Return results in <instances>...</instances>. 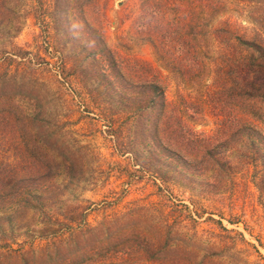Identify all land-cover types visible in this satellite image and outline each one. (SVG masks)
<instances>
[{"label": "trees", "instance_id": "obj_1", "mask_svg": "<svg viewBox=\"0 0 264 264\" xmlns=\"http://www.w3.org/2000/svg\"><path fill=\"white\" fill-rule=\"evenodd\" d=\"M4 1L0 0V27L8 10ZM204 1L210 9L213 3ZM95 3L54 0V8L66 15L64 11L73 4L78 24L79 20L83 24L84 9ZM166 6L147 2L137 22L139 31L170 68L180 71L183 80L195 82L205 71L212 75L213 82L204 86L200 99L217 118L212 134L197 132L187 117L189 112L192 117L203 115L200 102L182 97L178 103L169 101V85L151 63L111 49L91 26L98 37L87 58L72 67V97L77 108L94 114L120 156H127L158 181V191L168 199L180 186L194 193H203L210 185L216 188L231 177L235 165L242 164L253 167L252 183L264 209V40H248L227 28L212 31L205 24L199 31L187 23L174 28L167 21ZM11 29L18 34L21 24L17 22ZM188 35L198 36L200 43L187 41ZM1 55L4 58L7 52ZM1 61L0 140L13 142L11 149H22V153L7 160V170L0 171V264H105L123 256H128L126 264L139 260L148 264H221L217 261L229 255L203 246L184 232L188 221H197L182 199L171 201L165 210L143 206L118 212L96 226L88 222L90 208L83 201L72 210L58 212L66 193L73 195L87 181L82 170L85 148L70 147L61 134L71 123L73 110H67L64 122L54 124L49 115L56 100L52 91L37 76L10 74ZM21 98L29 102V112L20 113L15 100ZM20 133L25 139L23 147L14 140ZM42 144L62 157L65 185L56 182L60 164L43 151ZM37 215L41 218L36 223L44 227L39 238L19 242L37 225L32 222ZM209 219L230 234L221 221ZM220 237L226 247L237 245L236 237ZM42 240L43 244H36ZM201 252H205L202 257ZM230 257L238 259L235 254Z\"/></svg>", "mask_w": 264, "mask_h": 264}, {"label": "rangeland", "instance_id": "obj_2", "mask_svg": "<svg viewBox=\"0 0 264 264\" xmlns=\"http://www.w3.org/2000/svg\"><path fill=\"white\" fill-rule=\"evenodd\" d=\"M163 1L167 4L166 10L164 9L167 21L174 28L187 23L199 31L205 24L212 31L227 28L235 35L248 40L260 38L264 40V3L258 2L210 0L213 5L208 9L204 0H96L93 6L84 9L83 24L80 20L78 24L79 14L73 4L64 11L66 13L64 15L57 13L59 8H54V0L4 1L8 10L4 24L0 27L1 62H4L10 74L37 76L52 91L56 100L49 115L54 124L64 122L67 110H73L69 115L71 123L64 127L65 131L61 133L63 136L61 137L72 148L75 146L85 148L82 170L85 171L87 181L76 188L73 195L66 193L60 205L62 208L58 212L72 210L73 206L83 201V204L90 208L88 222L96 226L107 216L112 217L118 212H127L143 206L161 207L165 210L171 206V201L177 203L182 199L197 221L196 223L188 221L184 232L200 241L203 246L219 248L235 254L238 258L230 257L229 253L217 262L264 264V209L260 205L257 189L252 183L251 165L241 164L238 167L235 165L230 178L224 179L216 188L210 185L203 193L190 192L188 188L182 186L176 187L173 189V198L168 199L158 191V181L155 182L150 175L135 167L127 156H120L114 143L104 133L106 129L102 123L94 119V114L77 108L76 99L72 97V67L76 62L87 58L93 39L98 37L96 33L98 31L111 49L120 51L125 57L151 63L169 85V101L178 103L182 97L200 102L201 107H204L203 115L199 118L192 117V112H189L187 117L190 116L188 118L191 125L197 132L212 134L216 128L217 118L200 100L205 90L204 86L213 82L212 75L205 71L204 74L195 77V82L183 80L180 71L170 68L139 31L137 22L146 3H154L161 8V4H165ZM17 22L21 24L18 34L11 29ZM88 26L96 30L93 32L96 36ZM186 40L192 41L195 45L200 43L198 36L188 35ZM2 51L7 52L4 58L1 55ZM198 51V57H201L203 50ZM175 53V56L183 57ZM207 56L211 57V51ZM46 64L49 65L48 68ZM75 89L76 87L73 88ZM77 91L80 92V88ZM15 103L20 113L31 110L29 102L22 98L16 99ZM15 120L18 121V116ZM21 137L23 136L20 133L14 140L17 145L23 147L25 139ZM12 145L14 143L9 140H0V171L7 170L4 166L8 163L7 160L22 153V149L12 150ZM42 148L49 157L60 164L58 170L60 176L56 182L66 184L62 157L56 150H51L46 145L42 144ZM9 165L12 166L10 163ZM39 217L40 215H37L32 222L36 223L40 220ZM209 218L221 221L223 227L231 231L230 234L222 232L218 223ZM43 228L39 224L35 227L32 225L29 228V235L22 236L19 242H26L27 239H32V236L39 238ZM25 231L26 229L20 232L23 234ZM20 232L17 231L16 235ZM220 235L236 237L237 245L226 247V241L223 242ZM36 242L40 245L44 241ZM200 254L202 257L205 252ZM127 257L123 256L122 259L117 257L105 264H126L128 261L124 260H127ZM132 262L131 264H148L141 260Z\"/></svg>", "mask_w": 264, "mask_h": 264}]
</instances>
